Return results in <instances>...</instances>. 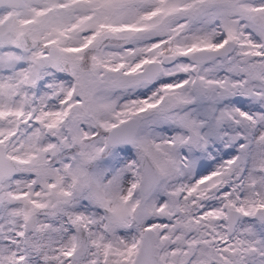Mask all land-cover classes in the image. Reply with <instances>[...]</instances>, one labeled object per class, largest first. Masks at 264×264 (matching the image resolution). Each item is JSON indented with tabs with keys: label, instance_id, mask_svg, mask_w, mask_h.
Segmentation results:
<instances>
[{
	"label": "snow or ice",
	"instance_id": "1",
	"mask_svg": "<svg viewBox=\"0 0 264 264\" xmlns=\"http://www.w3.org/2000/svg\"><path fill=\"white\" fill-rule=\"evenodd\" d=\"M0 264H264V0H0Z\"/></svg>",
	"mask_w": 264,
	"mask_h": 264
}]
</instances>
